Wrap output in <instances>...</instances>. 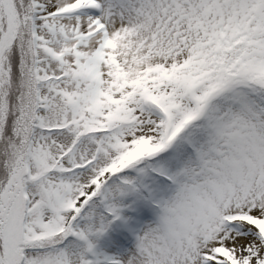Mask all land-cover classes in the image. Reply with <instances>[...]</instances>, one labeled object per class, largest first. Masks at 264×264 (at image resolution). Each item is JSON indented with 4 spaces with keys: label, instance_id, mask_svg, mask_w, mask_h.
I'll list each match as a JSON object with an SVG mask.
<instances>
[{
    "label": "snow or ice",
    "instance_id": "6c2138e0",
    "mask_svg": "<svg viewBox=\"0 0 264 264\" xmlns=\"http://www.w3.org/2000/svg\"><path fill=\"white\" fill-rule=\"evenodd\" d=\"M0 264H264V0H0Z\"/></svg>",
    "mask_w": 264,
    "mask_h": 264
}]
</instances>
